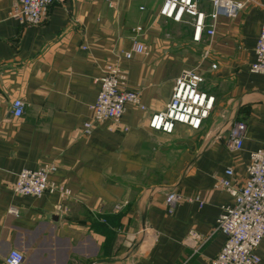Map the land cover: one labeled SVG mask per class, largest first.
<instances>
[{
	"label": "crops",
	"instance_id": "0c3cea01",
	"mask_svg": "<svg viewBox=\"0 0 264 264\" xmlns=\"http://www.w3.org/2000/svg\"><path fill=\"white\" fill-rule=\"evenodd\" d=\"M16 1L0 0V264L12 248L21 264H208L224 241L215 219L233 203L215 181L231 168L242 185L250 152L264 143V74L250 68L264 0L218 16L198 41L189 17L158 13L162 0L55 1L37 26L17 22ZM133 39L146 51L124 58ZM106 64L118 66L144 108L126 104L117 124L84 134ZM184 68L203 76L211 110L197 129H151L148 116L164 108ZM14 98L24 104L20 117L11 114ZM234 121L247 126L240 150L229 147ZM46 163L67 197L12 191L20 169ZM170 190L180 199L168 213ZM189 231L199 239L187 240ZM256 253L264 264V236Z\"/></svg>",
	"mask_w": 264,
	"mask_h": 264
},
{
	"label": "built area",
	"instance_id": "2783aa9c",
	"mask_svg": "<svg viewBox=\"0 0 264 264\" xmlns=\"http://www.w3.org/2000/svg\"><path fill=\"white\" fill-rule=\"evenodd\" d=\"M60 0H17L14 4L12 15L20 25L37 26L46 18L49 5ZM252 0H162L158 13L173 21L184 20L189 17L192 26V37L198 41L202 32L210 36L213 34L214 22L218 16L234 17L243 10ZM111 4L110 0H106ZM201 2H206L208 10L201 8ZM134 32H139L141 27H134ZM145 46L133 39L129 51L122 52L124 58H130L132 53H145ZM255 59L251 63V71L264 74V23L261 26L254 47ZM212 68L214 64L210 65ZM204 78L195 68H184L173 79L170 95L161 111L151 113L147 125L151 129L164 133H171L176 124H183L190 129H197L202 120L207 117L212 108L213 96L200 88ZM98 91L93 102L89 105L90 118L81 124V131L89 134L94 123L110 120L117 124L126 104H132L140 109L136 91L125 87V75L114 64H106L96 79ZM23 101L14 98L10 109L14 117L23 113ZM246 123L234 121L229 132V147L240 150L246 135ZM55 169L51 163L43 164L35 169H20L16 173L12 191L19 195L39 197L43 193H57L61 198L69 195V191L62 184L49 179V174ZM224 176L215 181L214 186L230 193L233 203L222 209L216 217L212 231L224 235V241L217 254L208 264H259L260 257L256 249L264 236V143L258 149L250 152L244 183L236 186L233 182L231 168L224 169ZM180 194L170 190L165 194L164 204L168 213ZM195 200L200 204V199ZM60 209V205L55 206ZM114 210L120 208L114 205ZM9 212L14 213L10 208ZM187 240L199 239L198 233L189 231ZM22 253L12 248L3 258L4 264H21Z\"/></svg>",
	"mask_w": 264,
	"mask_h": 264
},
{
	"label": "water",
	"instance_id": "95a60500",
	"mask_svg": "<svg viewBox=\"0 0 264 264\" xmlns=\"http://www.w3.org/2000/svg\"><path fill=\"white\" fill-rule=\"evenodd\" d=\"M57 211V210H56Z\"/></svg>",
	"mask_w": 264,
	"mask_h": 264
}]
</instances>
